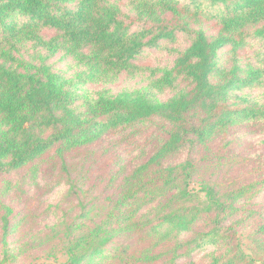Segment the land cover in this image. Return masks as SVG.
<instances>
[{
	"label": "trees",
	"instance_id": "16d2710c",
	"mask_svg": "<svg viewBox=\"0 0 264 264\" xmlns=\"http://www.w3.org/2000/svg\"><path fill=\"white\" fill-rule=\"evenodd\" d=\"M163 42L170 64H136ZM123 76L138 80L114 91ZM149 123L166 128L152 154L124 176L118 157L112 194L84 190L69 155ZM249 125L264 127V0H0V264H264V169L228 187L196 164L217 170L211 145ZM42 181L77 212L48 203L41 227L16 210Z\"/></svg>",
	"mask_w": 264,
	"mask_h": 264
},
{
	"label": "rangeland",
	"instance_id": "374dc122",
	"mask_svg": "<svg viewBox=\"0 0 264 264\" xmlns=\"http://www.w3.org/2000/svg\"><path fill=\"white\" fill-rule=\"evenodd\" d=\"M168 48L170 49L171 45L163 42L160 48L146 49L138 57L136 64L143 68L166 66L172 61V56L170 52L167 51ZM59 58L60 55L55 59V65L58 69L65 63L64 61L58 62ZM136 80L138 79L130 80V78L123 76L112 88L114 91H118L125 86H132L135 84ZM263 130L264 127L261 125H249L244 126V128L239 127L229 135L232 141L231 144L214 141L210 147L213 151L210 153V156L216 155L217 149L221 148L223 145H225V147L221 151H226V155L218 165L219 167L217 170L214 169L217 163L207 161L203 164L198 157L196 164L198 163L199 165L205 166L206 171H208L207 176L214 181L220 182L228 187L241 184V181L251 177L259 169H264ZM165 131L166 128L161 124L149 123L141 129V132L136 135L137 137L131 144L126 139H121L117 136H109L87 149L74 151L69 155L70 164L73 170L76 171L73 177L77 176L79 172L83 174L85 176L82 180L84 184L83 189L89 190L96 198H99L100 195L106 196L112 194L115 192L117 183L120 182L116 181L109 183L110 177L118 171V166H116L115 162L117 158L122 156L127 164L125 170L121 172V176H124L127 174L128 170L132 169L136 162H142L148 155L152 154L155 147L162 141ZM141 153H145L146 155L141 159H137L136 157ZM185 155V152L177 154L174 157L176 160L175 162H181ZM133 158H135V162L130 163L129 160ZM47 167L48 166L44 164V168ZM211 171L214 172L212 175L210 174L212 173ZM261 173H264V171H261L260 174ZM119 179H121V177ZM26 183L22 187L19 185V189L11 195L10 199L12 203L15 204L16 210H21L26 206L28 210L35 215V223L40 224L41 227L50 224L55 217L45 212L48 203L58 208L56 210V215L60 214V210H68L71 215L77 212V209L74 208L75 203L72 201V198H68L65 195V190L59 191L61 188L51 190L45 185L46 183L44 181H42V186L40 188L34 186L30 189V187L26 186ZM189 189L193 191L199 190L196 181L189 184ZM23 190H30L31 192L28 196H22ZM262 196L264 197V193ZM256 198L257 199L251 201V204L253 209L259 210L264 199L260 197ZM204 254V252L197 254L196 259ZM64 261H66V257H61L57 260L59 263ZM42 262L51 263L54 262V260H45L44 258L38 261L35 260L31 264H41Z\"/></svg>",
	"mask_w": 264,
	"mask_h": 264
}]
</instances>
